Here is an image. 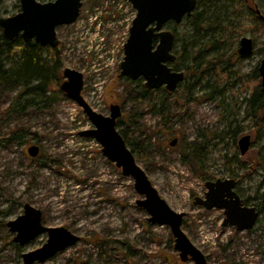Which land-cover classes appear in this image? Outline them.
<instances>
[{
    "label": "rangeland",
    "instance_id": "374dc122",
    "mask_svg": "<svg viewBox=\"0 0 264 264\" xmlns=\"http://www.w3.org/2000/svg\"><path fill=\"white\" fill-rule=\"evenodd\" d=\"M126 7L125 15L133 13L118 1H84L78 21L57 29L62 72L83 74L82 95L95 112L109 116L112 104L123 107L120 130L126 129L134 141L130 149H135L138 165L170 208L185 215L183 230L207 264H264V124L252 118L247 102L257 85L254 72L264 59V0H224L216 15L220 25H212L198 40L191 39L195 35L188 21L176 28L180 42L175 54L184 43L189 46L180 69L198 64L202 74L192 72L169 95L165 129L153 103L139 95L144 80L121 76L129 36L122 21ZM20 10L19 0H3L0 18ZM244 37L255 43L249 58L238 55ZM205 45L200 59L193 61ZM18 91L0 104V264H22L24 254L47 242V235L25 246L14 242L16 234L7 223L26 204L43 212L47 227H65L81 239L44 264H195L181 261L168 226L148 222L146 211L137 206L141 196L134 181L103 155L96 141L79 136L93 128L82 108L59 96L24 112H7ZM156 96L159 103L164 94L158 91ZM167 131L175 132L171 140L178 139L176 147L169 145ZM246 135L252 145L242 156L239 140ZM33 145L41 149L36 158L28 153ZM231 179L242 200L262 210L250 231L225 227L222 210L194 205L195 198H204L206 182Z\"/></svg>",
    "mask_w": 264,
    "mask_h": 264
},
{
    "label": "water",
    "instance_id": "95a60500",
    "mask_svg": "<svg viewBox=\"0 0 264 264\" xmlns=\"http://www.w3.org/2000/svg\"><path fill=\"white\" fill-rule=\"evenodd\" d=\"M20 12L12 17L0 18L3 36L9 41L21 37L26 43L35 42L42 47L57 49L61 42L57 29L75 24L81 14L85 0H54L41 3L38 0H19ZM136 11L129 37L124 45V60L120 65L121 76L131 81L144 80L147 89L165 88L169 93L176 91L186 78L184 71H176L171 64L177 59L174 48L176 37L167 30L169 23L181 24L197 8L198 0H124ZM254 40L241 39L238 55L241 58L253 56ZM261 87L264 91V59L259 66ZM64 81L61 91L80 108L93 125L79 136L92 139L102 147L103 155L122 174L134 181L136 193L141 196L137 206L146 211L152 225L168 226L175 239L174 249L182 262L207 264L203 253L190 241L183 230L184 214L175 212L160 196L149 180L146 172L138 165L136 157L128 147L118 129V121L123 117V107L117 103L110 106V115L95 112L84 99V76L71 69L63 71ZM175 138L170 143L174 147ZM250 135L241 137L239 149L242 156L250 150ZM40 149L33 145L28 149L32 158L39 155ZM237 182L231 180L208 181L205 184L204 198H195L194 205L206 210L219 209L224 212L225 227H235L238 232L250 231L258 223L260 212L257 207L246 206L236 191ZM11 233L16 234L14 242L25 246L42 235L47 242L39 249L23 255L22 264H44L59 253L74 247L80 237L65 227L51 228L44 225L43 212L31 204L24 206L23 213L7 223Z\"/></svg>",
    "mask_w": 264,
    "mask_h": 264
},
{
    "label": "trees",
    "instance_id": "16d2710c",
    "mask_svg": "<svg viewBox=\"0 0 264 264\" xmlns=\"http://www.w3.org/2000/svg\"><path fill=\"white\" fill-rule=\"evenodd\" d=\"M2 2L3 0H0V3ZM222 2H224V0L197 1V8L195 12L190 17H186L184 19V21H188L190 23L193 35H195V37L193 36L191 39L195 38V40H198L202 38V33L207 36L211 31L212 25H220V23L216 22L218 21L216 15L218 14V11H220L218 10V7H221ZM213 10H217L215 15L211 14ZM171 24L175 26V29L172 30V32L176 37V48L177 43L180 42L176 28L180 24L169 23L168 25ZM260 24L264 25L261 21ZM203 39H205V37H203ZM210 46L212 48H216L217 44L216 42L210 43ZM206 47L207 46L205 45L203 46V49L199 50L197 58H194L193 61L197 62L198 59H200V55L205 52ZM188 48V44L184 43L180 53L175 54L177 59L171 64L174 70L182 71L180 67L184 64L183 62ZM44 52H49V56L45 57ZM197 67L198 64L192 67L186 66L185 70H183L186 76L184 82L192 77V72H195L196 74L200 73L197 71ZM62 68L63 62L59 57L58 49L41 47L36 43H26L21 37L13 41H9L3 36V31L0 27V104L4 102L3 99L6 98L8 94L19 90L13 101L10 103L7 112H24L28 108L54 102L57 98H59V96L67 99L66 95L61 91V84L63 82ZM254 73L257 76V85L247 102L252 118H254L257 123L264 124V91L261 87L259 70L257 69ZM159 91H162L164 94L159 103L154 101L157 98L156 92L147 90L144 84L141 85L139 95L143 101L153 103V113L155 116L161 117L162 129H165L168 124L167 120L169 119L166 100L169 95H173V93H169L164 87L159 89ZM129 122H131V125H134L133 117L129 118ZM124 124L125 121L122 117L118 121V129L130 148L134 145V141L128 137L126 129L120 130L121 126ZM2 129L3 123L0 116V131ZM234 133L236 134L238 131H235ZM16 135L17 133L15 132V136ZM166 136L170 139L171 143V139L175 136V132L167 131ZM220 136L222 139H225L226 134L222 133ZM174 147H176V145ZM131 150L135 155V149ZM51 162L56 161L52 160ZM43 165H45V163ZM232 177L235 178L234 175H232ZM244 204L248 206L246 201ZM259 212L261 214L262 210L260 209Z\"/></svg>",
    "mask_w": 264,
    "mask_h": 264
},
{
    "label": "built area",
    "instance_id": "2783aa9c",
    "mask_svg": "<svg viewBox=\"0 0 264 264\" xmlns=\"http://www.w3.org/2000/svg\"><path fill=\"white\" fill-rule=\"evenodd\" d=\"M125 13H128V7H126L125 10L122 11V14H124L123 16H126L125 18L122 19L124 25H125V30H126V33L128 34L129 32V28H130V25L135 17V13H129L127 15H125Z\"/></svg>",
    "mask_w": 264,
    "mask_h": 264
},
{
    "label": "bare ground",
    "instance_id": "6f19581e",
    "mask_svg": "<svg viewBox=\"0 0 264 264\" xmlns=\"http://www.w3.org/2000/svg\"><path fill=\"white\" fill-rule=\"evenodd\" d=\"M34 43H35V42H34ZM36 44H37V43H36ZM38 45H39V44H38ZM41 47H42V46H41ZM255 50H256V49H255ZM255 50H254V54H255V52H256ZM254 54H253V55H254ZM259 75H260V74H259ZM260 79H261V77H260ZM144 86H145V85H144ZM145 88H146V87H145ZM146 89H147V88H146ZM147 90H149V91H153V92H157V91H159V90H155V89H152V90L147 89ZM174 92H175V91H174ZM174 92H173V93H174ZM66 97H67V96H66ZM67 99H69V98L67 97ZM69 100H70V99H69ZM120 134H121V133H120ZM251 140H252V139H251Z\"/></svg>",
    "mask_w": 264,
    "mask_h": 264
},
{
    "label": "flooded vegetation",
    "instance_id": "af4514ba",
    "mask_svg": "<svg viewBox=\"0 0 264 264\" xmlns=\"http://www.w3.org/2000/svg\"><path fill=\"white\" fill-rule=\"evenodd\" d=\"M167 28V27H166ZM32 43H34V42H32ZM61 46V45H60ZM60 46L57 48L58 50H59V48H60ZM39 147V146H38ZM39 149H40V147H39ZM41 150V149H40ZM39 154H40V152H39Z\"/></svg>",
    "mask_w": 264,
    "mask_h": 264
}]
</instances>
